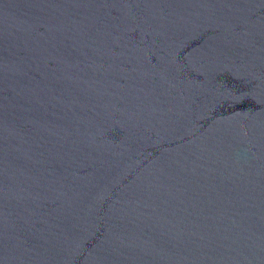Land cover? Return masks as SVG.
Listing matches in <instances>:
<instances>
[{"label": "water", "instance_id": "1", "mask_svg": "<svg viewBox=\"0 0 264 264\" xmlns=\"http://www.w3.org/2000/svg\"><path fill=\"white\" fill-rule=\"evenodd\" d=\"M0 264H264V0H0Z\"/></svg>", "mask_w": 264, "mask_h": 264}]
</instances>
